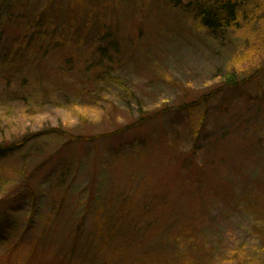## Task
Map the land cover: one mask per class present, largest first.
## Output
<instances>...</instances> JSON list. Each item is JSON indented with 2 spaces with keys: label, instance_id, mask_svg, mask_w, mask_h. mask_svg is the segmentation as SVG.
<instances>
[{
  "label": "rangeland",
  "instance_id": "1",
  "mask_svg": "<svg viewBox=\"0 0 264 264\" xmlns=\"http://www.w3.org/2000/svg\"><path fill=\"white\" fill-rule=\"evenodd\" d=\"M10 1L18 18L49 0ZM60 5L69 14L77 5L72 25L88 34L111 24L118 50L104 40L111 60L102 57L91 36L8 69L1 57L22 33L8 25L0 142L18 145L26 132L30 140L0 163V264L173 263L177 252L202 264H264L254 231L264 219V109L247 99L264 92V6L254 26L216 38L167 0H56L53 8ZM258 70L260 81L227 86ZM104 71L126 90L102 80ZM211 92L204 128L213 131L196 136L199 113L180 107ZM55 127L62 131L43 132ZM28 178L25 194L19 183Z\"/></svg>",
  "mask_w": 264,
  "mask_h": 264
},
{
  "label": "trees",
  "instance_id": "2",
  "mask_svg": "<svg viewBox=\"0 0 264 264\" xmlns=\"http://www.w3.org/2000/svg\"><path fill=\"white\" fill-rule=\"evenodd\" d=\"M20 1V0H16ZM61 1V0H59ZM56 0H49L46 5H44L38 12H34L31 17L27 16L26 14L21 15V17L16 18L15 17V10L17 9V6L11 5L10 0H0V45L3 43V41L6 40V37L9 35V30L6 31L9 25V29L11 26L18 25L19 29H22V33L20 35H17L16 37H13L11 39L10 44V50L7 52L4 51L1 60L3 61V64L7 66L8 69L15 68L19 65L21 66H28L29 63H33L36 60L42 61L44 58L47 57L51 49H54V53L57 54L63 49L70 48V40L74 42L73 45H76L75 47H72L74 49L80 48L82 46L83 40L85 38L91 37L88 39V42L95 47L96 51L101 52V56L109 58V55L106 53L105 50L99 45L100 42H103L106 40L107 44L114 48L115 52L118 50V41L111 38L112 35L115 34V32L112 33V25L108 23H102L100 28L97 30V35L94 33H89L86 30H83L78 25L74 26L73 21L71 20L72 15H74L73 9L77 6L74 5L71 8L72 12L67 11L66 13H63V6L60 5L59 8H53L55 5ZM77 2V0H76ZM167 3L175 8H182L187 13L190 14V16L194 17L195 20L198 21V23L201 24L202 27L206 28L208 32L218 38L219 36H222V34L225 33L226 30L230 28H242L247 27L251 28L254 26L258 21V15L254 11L258 8H261L264 6V0H256L253 4L249 0H190L188 3H183L182 0H167ZM254 5V8H252V11H250V6ZM8 7V8H7ZM73 8V9H72ZM3 9H7L4 11ZM64 16V18H63ZM3 26V28H2ZM74 27V31L70 32V28ZM93 29V28H92ZM91 29V30H92ZM92 34V35H91ZM96 35V37H94ZM264 38V37H263ZM261 47L264 48V43L259 44ZM15 46V48H14ZM259 48V49H260ZM13 51V53H11ZM58 51V52H57ZM69 62V60H68ZM264 65L260 67L263 69ZM73 69L69 68V70ZM263 78L259 75V70L252 74L249 78H244L240 82H234L233 79H229V83L227 86L229 89H237L240 88L245 84L251 83V82H258ZM102 80H108L112 83H116L117 85L124 87L126 90L125 83L118 77L112 76L109 72L104 71V74L101 75ZM245 83V84H243ZM264 86L263 84H260L258 87L262 88ZM226 93V90H224ZM245 92V91H243ZM214 96V92H211L210 95H204L202 96L198 101H191L189 103H184L180 109L187 110L189 113H199L200 118L198 120V127L195 129V135L200 136L204 132L205 135L207 134L209 137L211 136L212 129L208 130L204 128L206 118L209 116L210 107L208 105L209 100L208 98H212ZM248 96V102L249 103H261L262 108L264 109V92L263 94L250 93ZM226 95L222 96L221 105L224 106ZM208 100V101H207ZM207 101V102H206ZM207 105L208 107L204 106ZM204 106V108L201 110V108ZM222 106H219L221 110L224 111V108ZM201 110V111H200ZM264 115V114H263ZM144 119H142L143 121ZM140 121V122H142ZM135 124H129L127 126L128 129ZM261 127H263V138L260 140L261 147L264 148V119L262 122ZM123 129V130H125ZM57 133L58 131H62V128L55 127L50 128L47 130H43L44 133ZM122 131V130H121ZM211 131V132H210ZM42 132V131H41ZM38 133V132H37ZM52 135V134H50ZM30 140L29 133L26 132L25 139L22 140L18 145L15 142H10V144H3L0 142V163H3L5 160L12 158L16 152H18L20 149H22L26 143ZM18 154V153H17ZM5 166H0V178L5 177L2 175ZM43 166H37L35 169V172L38 170H41ZM34 175V174H33ZM19 186L26 188V193L30 192L32 186L30 182V178L27 179V181H23L19 183ZM197 186V185H196ZM21 193L17 192L15 196L16 199L21 197ZM3 200L0 199V206L3 204ZM2 208V207H1ZM0 208V209H1ZM124 208H121V212L119 214H122L121 218H126L128 215L124 212ZM53 218V217H52ZM51 218V219H52ZM118 219V220H121ZM117 220V221H118ZM83 224V223H82ZM82 224L80 223L79 227L76 228L77 236H83L85 235V232L83 231ZM120 227V226H119ZM254 231L255 236L259 239L261 243L260 249L264 252V219L257 220L254 224ZM2 227L0 223V243L5 242L6 239L2 234ZM82 236V237H83ZM94 237V234H93ZM181 241H183L185 238L183 236L178 237ZM177 239V240H178ZM90 242V241H89ZM176 243H179V241H176ZM175 243V245H176ZM102 244V243H101ZM159 245L155 243V253L159 251ZM99 248V245H98ZM179 249V247L177 246ZM103 252V250H97L95 253L100 255V253ZM160 255V254H159ZM155 258V257H153ZM152 258V259H153ZM189 259H194L191 257H188ZM198 259V258H197ZM157 260V258H156ZM165 260V259H164ZM168 260L166 259L165 263L161 261H157L156 264H202L201 262L197 261H189L185 256L181 255L179 252L176 254V258L174 259L173 263H168Z\"/></svg>",
  "mask_w": 264,
  "mask_h": 264
}]
</instances>
